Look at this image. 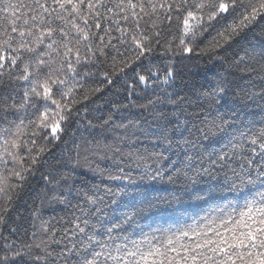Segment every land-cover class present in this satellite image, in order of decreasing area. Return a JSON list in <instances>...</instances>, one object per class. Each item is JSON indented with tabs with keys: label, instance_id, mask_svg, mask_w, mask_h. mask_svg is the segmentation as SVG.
Listing matches in <instances>:
<instances>
[{
	"label": "snow or ice",
	"instance_id": "snow-or-ice-1",
	"mask_svg": "<svg viewBox=\"0 0 264 264\" xmlns=\"http://www.w3.org/2000/svg\"><path fill=\"white\" fill-rule=\"evenodd\" d=\"M0 264H264V0H0Z\"/></svg>",
	"mask_w": 264,
	"mask_h": 264
},
{
	"label": "trees",
	"instance_id": "trees-1",
	"mask_svg": "<svg viewBox=\"0 0 264 264\" xmlns=\"http://www.w3.org/2000/svg\"><path fill=\"white\" fill-rule=\"evenodd\" d=\"M259 31V30H257ZM201 47L204 45L201 44ZM177 77L176 86L178 90H182V94L187 93L192 95L194 92L198 93L203 91L208 87L211 82L219 79L221 75H227L223 68L219 65L210 61L207 56H198L193 53L191 59H185L183 61L177 62L176 64ZM232 79V77H229ZM237 83L245 84V81L238 80ZM251 111H259L255 105L250 106ZM259 119V116L257 117ZM99 177L95 178L94 182H99ZM80 182H93L92 175L90 173H85V175L79 178ZM44 189L43 181L40 178V174L37 173L32 179L31 188L26 189V194L24 196L25 201L31 204L32 199L38 194L42 193ZM24 209L21 207V212ZM44 215L46 218H59L63 215V212L58 205H49L47 202L44 204ZM15 219V217H13Z\"/></svg>",
	"mask_w": 264,
	"mask_h": 264
}]
</instances>
